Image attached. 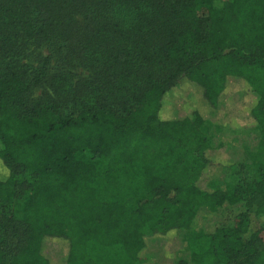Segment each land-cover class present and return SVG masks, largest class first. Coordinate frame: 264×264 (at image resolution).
<instances>
[{
  "label": "trees",
  "instance_id": "trees-1",
  "mask_svg": "<svg viewBox=\"0 0 264 264\" xmlns=\"http://www.w3.org/2000/svg\"><path fill=\"white\" fill-rule=\"evenodd\" d=\"M45 1L30 24L51 27L65 53L73 39L53 29V12L91 10L93 1ZM105 2L118 22L155 10L149 27L170 72L140 81L122 99L62 113L54 103L30 100L48 71L47 58L32 76L18 59L0 64V264H136L155 238L189 229L197 204L238 212L191 238L189 264H264V225L250 229L251 217H264V0ZM23 7L4 22L21 21L31 10ZM80 43L82 54L89 42ZM132 50L134 43L111 53L121 66L108 75L113 81L151 64L146 47L136 49L139 55ZM181 77L193 100L162 116V99ZM232 82L254 98L248 114L260 133L262 161L257 181L227 191L214 176L203 179L209 152L221 148L211 146L202 126ZM247 232L244 242L239 234ZM49 238L64 240L57 260L46 253Z\"/></svg>",
  "mask_w": 264,
  "mask_h": 264
},
{
  "label": "rangeland",
  "instance_id": "rangeland-1",
  "mask_svg": "<svg viewBox=\"0 0 264 264\" xmlns=\"http://www.w3.org/2000/svg\"><path fill=\"white\" fill-rule=\"evenodd\" d=\"M92 1L94 5L91 10L85 8L82 12L74 10V13L66 8L59 13L56 10L53 12V20H57L53 29L73 39L69 41L68 51L62 53L60 48L64 42H60L59 36L51 37V27L46 30L44 27L34 28L30 24L34 17L31 14L38 8L42 13L45 0H0V64L18 59L21 64L28 66L27 73L32 76L39 70L42 59L47 58L49 62L48 71L32 91V103H54L62 113H75L109 102L112 97L122 99L123 95L136 89L140 81L149 76H165L170 72V67L160 60L159 46L154 42L149 27V19L156 15L155 10L137 11L125 21L118 22L120 19H111L105 0ZM220 1L222 0H214L215 3ZM21 3L23 8L31 7L30 12L26 15V11L24 18L13 25L4 22V17L15 16L17 19L16 7ZM10 10L12 11L9 12ZM70 14L75 16L74 22H68ZM64 39L65 36L61 40ZM79 41L83 42L80 43L81 48L85 42L86 46L89 42L82 54L79 48L76 49ZM133 43L135 51H132L135 55H139L136 49L147 48L151 64L134 72L135 74H127L125 79L119 76L113 81L108 75L119 74L121 66L111 62V53L129 48ZM105 66L108 67L107 71ZM192 94L184 79L179 78L162 99L161 115L180 112L183 100H193ZM253 102L254 98L247 86L232 82L218 109L205 112V117L211 122L203 124V135L211 146L221 150L209 152V163L203 179L214 176L218 187L223 190L232 191L259 178L257 166L262 158L258 157L256 148L260 133L257 129H252L254 123L248 114V107ZM1 149L0 143V151ZM230 163L234 166L229 167ZM172 196L174 195L170 194ZM237 212L238 210L233 209L222 213L213 205L197 204L195 219L189 229H180L168 233L164 238H155L152 245L139 253L136 264H176L178 259L189 264L191 238L201 230L211 231L214 225L231 221ZM262 225L264 217H251V230ZM239 236L245 242L248 232ZM45 247L52 260H57L58 254H62L66 248L64 240L57 238L47 239Z\"/></svg>",
  "mask_w": 264,
  "mask_h": 264
}]
</instances>
